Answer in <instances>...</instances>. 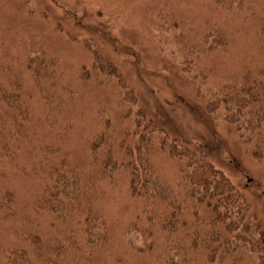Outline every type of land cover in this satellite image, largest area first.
Returning <instances> with one entry per match:
<instances>
[{"label":"rangeland","instance_id":"obj_1","mask_svg":"<svg viewBox=\"0 0 264 264\" xmlns=\"http://www.w3.org/2000/svg\"><path fill=\"white\" fill-rule=\"evenodd\" d=\"M209 1L0 0V83L9 92L13 90V98H19L26 110L14 105L15 101L4 93L0 132H15L11 118H16V108L19 113H27L24 125L29 130V134L21 131L17 136V139L21 137L17 153L21 166L24 163V173L19 167L14 168L9 156L0 158V168L7 164L13 173L0 177V184L5 187L2 190L10 187L14 192L18 215L0 228V246L7 243L22 246V238L28 232L55 237L64 230L58 223L54 226L47 213L38 211L40 172L31 174L27 170V162L36 160L38 147L61 144L59 158H51V162L62 169L71 163L76 171L83 172V179L95 168L87 138L96 129L95 109L111 110L122 97L119 83L96 82V73L90 69L95 52L119 67L140 105L171 133L203 142L205 148L214 152V156L209 155L214 164L227 172L234 170L228 161L233 158L243 172L245 180L239 179L243 181L239 183L246 186L247 200L264 223V155L248 153L246 149L253 146L244 147L233 139L235 136L227 138L225 129L214 126L205 110V100L209 101L211 92L220 89L224 82L249 83L254 70L264 67V43L259 37L264 25V0H243L239 14L219 10ZM213 24L227 35L223 53L205 51L200 40ZM33 45L37 50L43 46L41 56L31 51ZM31 53L56 60L59 74L49 87L56 97H62L65 105L57 123L49 125L45 119L40 93L27 63ZM191 55L195 69L205 71L206 76L194 78L182 72V62ZM14 75L24 82L19 80L21 86L11 89L9 83L12 84ZM3 137L0 133V138ZM221 142L227 144L228 156L216 144ZM154 154V160L161 163L162 158L156 157L159 154ZM107 184L108 188L113 186ZM116 186L119 188L108 190L99 204L109 217L113 231L111 255L104 264H118L117 261L150 264L139 262L123 251L125 241L120 237V227L129 215H134V207L128 199V189L121 184ZM92 255L94 263L101 264L104 256Z\"/></svg>","mask_w":264,"mask_h":264},{"label":"trees","instance_id":"obj_2","mask_svg":"<svg viewBox=\"0 0 264 264\" xmlns=\"http://www.w3.org/2000/svg\"><path fill=\"white\" fill-rule=\"evenodd\" d=\"M210 1L230 14L242 11L243 0ZM211 27L200 38L205 51L225 52L227 35L217 25ZM259 37L264 43V25ZM91 41L96 45L94 39ZM30 48L39 56L44 52L43 46L39 50L34 45ZM95 54L90 69L96 73V82L115 81L122 89L116 107L95 109L96 129L87 137L95 168L83 179V172L76 171L71 163L62 169L51 162V158H59L61 144L38 147L35 162H27L31 174L40 172L38 211L47 213L51 223L60 224L64 230L55 237L28 232L25 237H19L23 239L22 246L2 244L0 264H95L92 254L103 255L101 264H104L111 255L113 231L99 204L108 190L119 188L116 186L119 184L128 189V199L134 207V215H129L120 227V237L125 241L123 251L129 257L150 264H264V223L247 200L246 186L240 184L243 181L239 179L244 177L238 164L229 159L234 170L227 172L214 164L209 156H214V152L205 148L203 142L171 133L140 105L119 67L102 54ZM38 55L31 53L27 63L50 125L64 114L65 105L62 97H56L49 87L59 74L55 58L42 59ZM181 65L182 72L189 76H206L205 71L195 69L192 55ZM12 77L11 89L24 82L18 75ZM248 81L224 82L220 89L211 92L209 101L205 100V110L214 126L225 129L227 138L235 136L233 139L244 147H255L247 148L248 153L258 152L262 156L264 67L255 69ZM12 91L0 83V105L6 93L15 101L14 105L26 112L25 105L19 98H13ZM125 104L128 106H121ZM14 111L17 116L11 119L15 132H0L5 136L0 138V158L9 156L14 168L19 167L24 173V163L21 166L17 153L21 137L17 139V136L21 131L29 134L24 125L27 113H19L17 108ZM1 123L6 126L4 121ZM63 125L61 122L60 126ZM216 144L223 155H229L226 143ZM154 146L161 163L154 160ZM165 169L169 170L168 174ZM10 172L6 164L0 168V177ZM107 182L113 186L108 188ZM1 186L0 228L18 216L14 192L10 187L2 190L5 187Z\"/></svg>","mask_w":264,"mask_h":264}]
</instances>
